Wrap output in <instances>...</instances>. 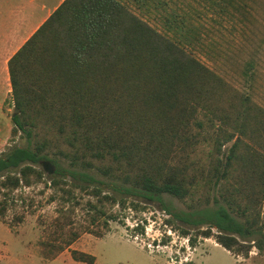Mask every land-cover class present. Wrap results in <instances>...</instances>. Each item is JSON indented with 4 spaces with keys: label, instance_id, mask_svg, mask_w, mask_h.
<instances>
[{
    "label": "trees",
    "instance_id": "trees-1",
    "mask_svg": "<svg viewBox=\"0 0 264 264\" xmlns=\"http://www.w3.org/2000/svg\"><path fill=\"white\" fill-rule=\"evenodd\" d=\"M237 1L203 0L219 13ZM162 12L174 39L119 0H62L6 60L11 132L27 145L0 154V222L20 223L5 212L41 184L55 212L37 241L44 260L147 205L190 244L264 253V107L186 49L200 40L183 14ZM43 159L56 166L46 177Z\"/></svg>",
    "mask_w": 264,
    "mask_h": 264
},
{
    "label": "rangeland",
    "instance_id": "rangeland-1",
    "mask_svg": "<svg viewBox=\"0 0 264 264\" xmlns=\"http://www.w3.org/2000/svg\"><path fill=\"white\" fill-rule=\"evenodd\" d=\"M5 2V7H0V154L9 146L27 145L22 133L11 132L13 107L5 59L21 43L24 28L48 12L39 8L16 9L19 0ZM237 3L236 8L229 7L227 12L219 13L216 6L203 0H190L185 10H177L191 22L199 35L200 41L186 49L264 107V0H238ZM132 12L138 13L159 32L175 38L171 32L163 30L157 17L142 15L134 9ZM246 63L251 66L248 70L253 73L251 79L241 74ZM42 161L52 165L53 174L56 166L48 159L40 163ZM51 174L44 172L45 177ZM41 187L39 184L18 190L26 195V205L21 206L18 201L5 212L7 220L18 213L23 214V219L11 228L0 222V264H86L71 259L69 249L93 255L92 264H264V253H257L254 248L247 258H242L213 244L211 237H196L190 244L174 225L163 222L167 215L155 205H147L141 212L129 208L120 211L118 221H109L108 231L102 236L82 233L69 249L51 260H44L39 254L37 241L55 212L54 204L45 202L47 192L39 193ZM28 201L31 206H27ZM170 201L176 208H183L175 199ZM135 223L141 230L135 228Z\"/></svg>",
    "mask_w": 264,
    "mask_h": 264
},
{
    "label": "crops",
    "instance_id": "crops-1",
    "mask_svg": "<svg viewBox=\"0 0 264 264\" xmlns=\"http://www.w3.org/2000/svg\"><path fill=\"white\" fill-rule=\"evenodd\" d=\"M0 1H1L0 7L4 8L5 4H6V2H5L6 0H0ZM61 1L62 0H19V2H18L19 4H17L15 6L16 9L29 10V9L39 8L40 10H47L48 11L45 14H41L35 20V22L32 25L29 24L28 26H26L24 28L22 35L20 36L23 38L21 43L37 28V26L44 20V18ZM119 1L121 3H123L131 11H132V9H134L142 15L157 17L161 27L165 31L164 27L162 26V21H161V18L164 15V12H162V11H164V10L165 11L185 10L186 9V3L189 2L190 0H188V1H185V0H119ZM137 15L140 16L138 13H137ZM140 17L142 18V16H140ZM21 43L19 45H21ZM19 45L11 52V54L19 47ZM9 56H7L5 59V67H6V60ZM6 72H7V70H6ZM7 78H8V76H7ZM213 244H216V243L213 242Z\"/></svg>",
    "mask_w": 264,
    "mask_h": 264
},
{
    "label": "water",
    "instance_id": "water-1",
    "mask_svg": "<svg viewBox=\"0 0 264 264\" xmlns=\"http://www.w3.org/2000/svg\"><path fill=\"white\" fill-rule=\"evenodd\" d=\"M40 165H41L42 170H43L45 173H47V174H51V173H52V171H53V167H52L51 164H49V163L46 162V161H42V162L40 163Z\"/></svg>",
    "mask_w": 264,
    "mask_h": 264
}]
</instances>
